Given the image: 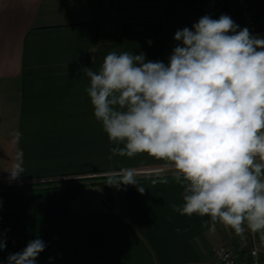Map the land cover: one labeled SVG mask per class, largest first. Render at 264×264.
<instances>
[{
    "label": "crops",
    "instance_id": "0c3cea01",
    "mask_svg": "<svg viewBox=\"0 0 264 264\" xmlns=\"http://www.w3.org/2000/svg\"><path fill=\"white\" fill-rule=\"evenodd\" d=\"M251 2L264 37V0ZM200 17L201 0H0V188L19 192L0 194V264L37 238L36 264H217L220 247L264 263L260 233L173 212V172L146 173L171 162L113 153L84 91L83 68L111 51L167 63L175 32ZM128 170L143 194L119 185Z\"/></svg>",
    "mask_w": 264,
    "mask_h": 264
},
{
    "label": "clouds",
    "instance_id": "9594fccd",
    "mask_svg": "<svg viewBox=\"0 0 264 264\" xmlns=\"http://www.w3.org/2000/svg\"><path fill=\"white\" fill-rule=\"evenodd\" d=\"M173 39L167 63L111 51L99 68H83L93 116L113 153L171 162L182 189L173 212L219 219L238 234L247 228L264 238V37L222 14L200 17ZM8 172L13 180L24 173L22 153ZM120 184L145 190L132 170ZM6 246L0 232V252ZM45 247L31 240L7 264H36Z\"/></svg>",
    "mask_w": 264,
    "mask_h": 264
},
{
    "label": "built area",
    "instance_id": "2783aa9c",
    "mask_svg": "<svg viewBox=\"0 0 264 264\" xmlns=\"http://www.w3.org/2000/svg\"><path fill=\"white\" fill-rule=\"evenodd\" d=\"M224 0H201V15H209L213 19H218L220 15H228L235 21L240 28L247 27L253 35H257L260 30V23L256 17L252 6V0H229L231 6L223 11ZM172 169H151L146 173L157 174L159 172H168ZM60 181V180H58ZM6 187H14L7 185ZM226 247H220L215 253V260L217 264H264L259 262L256 250L250 252L248 260H238Z\"/></svg>",
    "mask_w": 264,
    "mask_h": 264
},
{
    "label": "trees",
    "instance_id": "16d2710c",
    "mask_svg": "<svg viewBox=\"0 0 264 264\" xmlns=\"http://www.w3.org/2000/svg\"><path fill=\"white\" fill-rule=\"evenodd\" d=\"M3 190H5V191H7V192H3V193H1V194H12V193H14V194H18L19 192H8L9 190H12L11 188H4Z\"/></svg>",
    "mask_w": 264,
    "mask_h": 264
},
{
    "label": "rangeland",
    "instance_id": "374dc122",
    "mask_svg": "<svg viewBox=\"0 0 264 264\" xmlns=\"http://www.w3.org/2000/svg\"><path fill=\"white\" fill-rule=\"evenodd\" d=\"M28 187V186H27ZM8 188V187H7ZM12 189H13V187H11ZM21 188H24V187H21ZM4 189V188H3ZM3 189L2 188H0V191H1V193H3L2 191H3ZM0 193V194H1Z\"/></svg>",
    "mask_w": 264,
    "mask_h": 264
}]
</instances>
